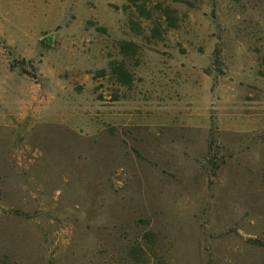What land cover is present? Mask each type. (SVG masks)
I'll use <instances>...</instances> for the list:
<instances>
[{
	"label": "rangeland",
	"instance_id": "1",
	"mask_svg": "<svg viewBox=\"0 0 264 264\" xmlns=\"http://www.w3.org/2000/svg\"><path fill=\"white\" fill-rule=\"evenodd\" d=\"M0 264H264V0H0Z\"/></svg>",
	"mask_w": 264,
	"mask_h": 264
}]
</instances>
